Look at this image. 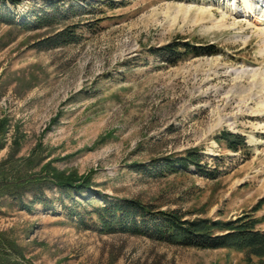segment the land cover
I'll return each instance as SVG.
<instances>
[{
  "label": "rangeland",
  "instance_id": "374dc122",
  "mask_svg": "<svg viewBox=\"0 0 264 264\" xmlns=\"http://www.w3.org/2000/svg\"><path fill=\"white\" fill-rule=\"evenodd\" d=\"M232 2L0 0V239L13 248L4 256L28 264H264V255L234 248L103 233L89 213L99 204L91 192L90 201L75 196L79 204L64 199L63 207L46 191L56 198L47 207L28 203L29 188L16 181L41 169L88 174L91 190L107 199L151 206L146 222L161 210L188 220L250 219L264 231V34L236 18ZM36 16L48 23L31 28ZM62 29L69 43L36 47ZM176 40L199 49L162 61L158 48ZM221 130L244 135L249 149L217 141ZM193 148L201 172L165 164Z\"/></svg>",
  "mask_w": 264,
  "mask_h": 264
},
{
  "label": "trees",
  "instance_id": "16d2710c",
  "mask_svg": "<svg viewBox=\"0 0 264 264\" xmlns=\"http://www.w3.org/2000/svg\"><path fill=\"white\" fill-rule=\"evenodd\" d=\"M15 2V1H13ZM34 26L31 28H40L46 25L47 20L43 17L36 16ZM12 24V23H10ZM29 27V26H28ZM24 26L25 28H28ZM72 35L69 30H60L56 33L47 36L36 43L38 49L55 48L63 44L69 43V36ZM199 49L196 46H190L187 42L173 41L163 47L158 48V55L161 60L167 63H174L182 57V54L188 51ZM217 141H224L232 151L248 150L249 146L245 141L244 135L240 133L221 130L216 136ZM201 155L196 148L184 151L183 155L176 157L173 162L166 159L165 164L168 165L171 171L176 167L187 169L190 165L194 166L197 171H202L200 167ZM177 169V168H176ZM203 175L213 177L214 174L209 172ZM6 181V180H5ZM17 185L20 187L29 188L31 199L28 203H39L42 206H51V203L56 198H48L46 191H55L57 199L63 207L64 199L75 201L74 197H81L86 201L90 198L85 195L91 192L98 199L99 204L93 206L89 212L95 215L98 228L103 233H113L121 231L129 234L144 235L150 239L162 241L170 244H179L182 246H196L201 248H234L244 252H254L264 255V231L254 230L253 221L245 218H238L228 221H211L206 218H196L193 220L183 219L181 214L174 211L158 210L157 219L151 218L148 222L145 221L147 213L152 214V210L148 204H145L137 198H121L109 200L105 194L101 195L97 190H91L96 187L91 182L88 174L78 176L74 173L60 172L54 169H41L38 174H33L28 178L17 179ZM17 196H14L16 199ZM20 200V198H19ZM22 208H27L25 204L20 202ZM154 213V212H153ZM136 218L140 219L137 222ZM217 228L222 231L220 234H215L213 230ZM7 249H13L11 244H3L0 239V264H28L23 261L8 259L3 255Z\"/></svg>",
  "mask_w": 264,
  "mask_h": 264
},
{
  "label": "bare ground",
  "instance_id": "6f19581e",
  "mask_svg": "<svg viewBox=\"0 0 264 264\" xmlns=\"http://www.w3.org/2000/svg\"><path fill=\"white\" fill-rule=\"evenodd\" d=\"M232 11L236 18H243L247 25L264 34V0H233ZM240 6V7H238ZM247 18V19H246Z\"/></svg>",
  "mask_w": 264,
  "mask_h": 264
}]
</instances>
